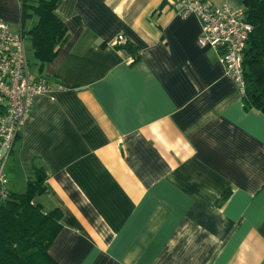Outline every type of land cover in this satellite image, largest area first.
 I'll use <instances>...</instances> for the list:
<instances>
[{
	"label": "crops",
	"instance_id": "obj_1",
	"mask_svg": "<svg viewBox=\"0 0 264 264\" xmlns=\"http://www.w3.org/2000/svg\"><path fill=\"white\" fill-rule=\"evenodd\" d=\"M180 1L55 9L69 36L30 68L52 86L33 96L6 172L23 192L34 164L45 168L34 201L60 211L48 249L59 264H264V111L244 106ZM0 18L21 31L34 20L21 21L20 0H0Z\"/></svg>",
	"mask_w": 264,
	"mask_h": 264
},
{
	"label": "trees",
	"instance_id": "obj_2",
	"mask_svg": "<svg viewBox=\"0 0 264 264\" xmlns=\"http://www.w3.org/2000/svg\"><path fill=\"white\" fill-rule=\"evenodd\" d=\"M60 0H20L21 21L34 18L31 26L22 30L31 41L39 70L51 61L67 40L69 33L55 9ZM246 19L253 28L243 52L242 67L244 106L264 111V0H242ZM135 59L136 46L125 40L117 44ZM47 174L41 164H34L23 192H8L0 203V264H59L48 252L61 227L60 211H44L34 201L46 192ZM228 194L224 193V200Z\"/></svg>",
	"mask_w": 264,
	"mask_h": 264
},
{
	"label": "built area",
	"instance_id": "obj_3",
	"mask_svg": "<svg viewBox=\"0 0 264 264\" xmlns=\"http://www.w3.org/2000/svg\"><path fill=\"white\" fill-rule=\"evenodd\" d=\"M176 9L181 16H197L201 27L197 44L210 45L217 51L225 71L243 91V52L253 28L244 9L215 5L210 0H181ZM125 40L123 35H118L115 44ZM51 86L47 78L32 75L23 32L12 30L0 18V200L9 192L6 166L23 117L33 96L51 89Z\"/></svg>",
	"mask_w": 264,
	"mask_h": 264
},
{
	"label": "rangeland",
	"instance_id": "obj_4",
	"mask_svg": "<svg viewBox=\"0 0 264 264\" xmlns=\"http://www.w3.org/2000/svg\"><path fill=\"white\" fill-rule=\"evenodd\" d=\"M26 27H27V25H25L24 28H26ZM24 44L26 47V52H27V57H28L29 63H30V68L34 69L38 65V61L36 60V58L33 55L30 38L28 35H25V34H24ZM0 203H1V200H0Z\"/></svg>",
	"mask_w": 264,
	"mask_h": 264
}]
</instances>
